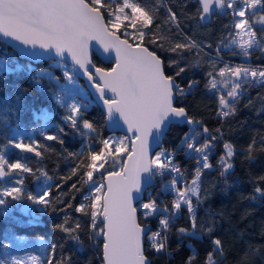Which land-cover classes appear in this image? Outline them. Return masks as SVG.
I'll return each mask as SVG.
<instances>
[{
    "label": "snow or ice",
    "instance_id": "1",
    "mask_svg": "<svg viewBox=\"0 0 264 264\" xmlns=\"http://www.w3.org/2000/svg\"><path fill=\"white\" fill-rule=\"evenodd\" d=\"M199 2L201 5L199 18L202 21L210 16L214 9L232 10L236 18L233 25L236 31L234 34L230 33L231 40L223 44V47L234 46L240 50L239 53L234 54L244 57L251 55L250 50L258 49L264 52V44L261 43L264 36L257 38L254 29V24L264 25V0H199ZM162 3L163 0H156V5L148 7L142 5L139 0H0V35L19 41L25 46L24 54L33 58L54 51L63 59L67 53L73 61V66L78 65L92 82L99 99L103 101L106 119L114 123L122 120L128 132L132 133L131 137L100 140L99 151H94L89 144L87 157L89 162L85 165L82 161L72 169V175L82 167L88 169L84 174L86 179L83 176L81 179L84 184L92 182L93 188L76 211L90 215L92 235L103 237L102 264H151L145 255L146 249L143 243V237L148 229L146 225L138 222L137 208L134 205L137 194L141 192L145 176L150 181L157 175L163 176L166 171L175 174L165 186L166 190L174 193L171 210L167 205L161 208L155 200L140 205L144 210L145 218L161 212L164 214L159 221V229L147 237L150 247L157 253L166 249L167 231L182 206L187 209L191 228H179L178 233L199 237L202 233L211 234L214 230V222L201 223L198 230L196 208L205 198L201 196L202 176L205 169L212 167L208 160V152L216 137L212 136L200 143L198 137L201 134L194 132L193 129L184 134L179 147H184L186 152L195 155L197 159V167L190 181L185 180L184 172L174 163V152L161 148L154 156L150 155L151 143L153 141L157 144L161 143L166 129L172 123L182 120L189 125L200 123L188 116L184 107H177L174 104L177 97L191 94V90L198 82L191 81L187 89L182 88L176 83L174 76L166 75L164 62L157 52L145 46L147 36L148 45L164 48L167 42L169 44L167 50L177 53L181 58L185 51L195 50L197 57L202 51L200 43L188 36H184L182 41L173 42L170 28L157 24L156 30L153 31L154 20L159 11L158 6ZM167 12L165 24L175 25L179 30L176 13L171 8H167ZM118 33L130 37L132 42L130 43L128 38L121 39ZM93 40L98 41L106 53L114 51L116 60L111 69L95 68V77L88 67L91 64L88 56L89 42ZM219 50L218 46V55ZM199 63L200 59L196 58L195 64ZM178 64V60L170 61V65ZM211 67L213 71L207 73L209 79L205 87L209 91L219 93L218 115L223 117H228L237 111L236 106L245 92L244 85L264 86V68L233 66L228 63L218 70L215 64ZM184 70L180 68L175 75L179 76ZM8 71L7 64L0 61V74ZM63 77L68 83L75 82L72 69L64 67ZM96 77L101 83L96 82ZM32 79L36 84H41L44 80L58 84L60 77L52 75L48 69H40ZM66 92L67 89L62 88L55 98L57 103L68 108L69 115L65 120L70 127L82 136L95 132L94 125L82 118L81 109L86 108V105L77 101L75 96H66ZM107 93H111L110 98ZM69 99L71 103L67 102ZM63 131L64 129L61 128L60 132ZM216 131L219 132V129ZM203 132L208 133L209 130L205 127ZM45 138L63 143L56 135ZM9 143H15L16 148L35 152L36 156H41V152L37 150L41 146L34 147L35 141L25 144L10 140ZM261 144L260 150L264 151V141H261ZM255 145V140L248 145L250 160L253 159ZM224 148L225 155L219 161L222 168L221 176L233 167L230 162L234 155L233 147L225 143ZM125 154L127 159L122 162L118 171H107L104 177L107 181L106 185L103 181L97 184L93 179L94 173L104 169L109 160L114 165L120 164V157ZM14 171L35 175L27 164L21 163L20 160L9 163L4 155L0 154V180L10 176ZM37 171L48 180L52 179L42 169ZM70 178L69 176L66 179ZM260 179L264 180V177ZM181 181H183L182 187L178 186ZM17 183L23 185V180L20 179ZM105 187L106 191H104ZM72 188L76 189V185L73 184ZM255 192L264 197V188L257 186ZM48 196L49 188H45L38 195L30 192L25 195L22 187H2L0 205H5L8 202L5 198L11 197L13 200L26 198L34 203L51 206L53 202L47 199ZM193 198L196 200L195 204ZM98 219L102 227H98ZM56 227L68 233L70 239L79 244L83 243L78 234L80 229L78 222L72 227L68 226L66 219L63 224ZM212 244V250L206 254L203 264H222L226 255L223 242L216 238ZM55 248L56 245H52L53 251ZM195 258L196 253L193 252L187 264H193ZM39 259V257L30 258L32 264H36ZM13 264H22V261L13 258ZM46 264H70V259L63 258L54 262L49 257ZM235 264H250L248 253H245Z\"/></svg>",
    "mask_w": 264,
    "mask_h": 264
},
{
    "label": "trees",
    "instance_id": "2",
    "mask_svg": "<svg viewBox=\"0 0 264 264\" xmlns=\"http://www.w3.org/2000/svg\"><path fill=\"white\" fill-rule=\"evenodd\" d=\"M142 5L151 7L156 0H139ZM159 11L154 20L155 25L170 28L173 42L182 41L184 36L191 37L201 45L202 51L197 57L195 50L185 51L183 58L177 53L168 51L169 44L164 48L148 45L145 37V46L156 51L165 66L166 75L175 77V81L182 88L187 89L191 81H197L191 94L177 97L175 106L184 107L193 120L199 124L183 125L171 124L162 140V148L174 152V159L179 166L190 169L188 181L191 180L194 168L195 155L187 153L184 147H179L184 134L192 127L194 132L200 133V143L209 139L210 135L218 136V140L208 152L210 169H205L202 176L201 196L205 197L196 208L198 230L201 223L214 222L211 234L202 233L199 237L178 233L179 228H191L187 209L182 206L179 214L171 222L167 231L166 249L157 253L149 248L148 239H145V255L151 264H187L189 256L196 253L193 264H203L206 254L212 250V241L219 238L225 248V258L222 264H235V262L248 253L250 264H264V197L255 192V188H264V151H261V141H264V86L244 85L245 92L237 104V111L228 116L218 115V95L209 91L205 85L209 77L207 73L230 65L251 66L264 65V52L251 50L249 60H239V55L233 50H224L223 44L234 34L235 17L232 12L225 11L223 15L215 13L209 23L199 21L200 5L197 0H163L158 6ZM167 8L176 13L179 30L172 24H165L168 17ZM131 31V29H129ZM119 35L125 37L121 33ZM128 38L132 42L130 37ZM220 47L219 55L217 48ZM200 59L198 65L195 59ZM3 60L9 71L0 74V154H3L9 163L20 160L33 169L35 175L14 171L10 176L0 180L2 187H22L25 195L32 193L38 195L45 188H49V196L53 203L51 206L34 203L26 198L13 200L5 198L8 202L0 205V260L2 248L15 237H41L47 241L46 261L51 257L53 261L69 258L70 264H102L101 246L102 237L92 235L91 216L77 212L76 208L84 202V197L92 191V182L84 184L81 177L88 170L80 168L75 175L72 169L82 161L86 165L89 161L88 147L91 144L94 151H99V141L108 138H124L120 133H108L105 129V115L98 105L89 96L82 97L86 108H82V118L90 121L96 131L82 136L72 129L65 120L67 112L55 100L57 86L55 82L44 80L36 84L32 77L40 69H48L52 75L60 77V68L52 65L54 60H42L36 63L28 62L17 57L16 53L0 40V61ZM178 60V65H170V61ZM93 63L101 68L109 69L111 62L104 63L93 53ZM180 68L185 70L176 76ZM76 78V77H75ZM77 79V78H76ZM79 83L81 80L77 79ZM84 86V85H83ZM207 128L208 133L203 129ZM63 128L64 131L60 132ZM219 129V132L216 130ZM49 135L59 136V140H47ZM23 142L25 144L36 142L41 156L35 152L24 153L15 147L7 148L9 141ZM256 141L253 159H248V145ZM225 143L233 147L234 155L231 158L232 169L221 176L220 158L225 155ZM83 153V155H79ZM72 154V155H70ZM42 169L52 177L48 180L37 170ZM7 170V169H6ZM111 163L99 173H94L93 179L98 183L107 171H114ZM70 179H66L67 177ZM23 180V185L17 181ZM169 182L168 176L156 179L147 192L144 201L167 198L170 193L166 190ZM76 185V189L72 185ZM59 185V187H57ZM50 186V187H49ZM182 187V186H181ZM78 189V190H77ZM255 197V198H253ZM193 203H196L193 198ZM28 205L29 212L22 211ZM137 206V204H136ZM137 208V207H136ZM137 208L139 223H148L150 234L157 230L161 219L160 213L153 217H142ZM68 220V226L74 227L78 222V234L82 244L70 239L69 234L58 229L56 225ZM98 227H102L99 219ZM52 245H56L55 251ZM251 249V251H249Z\"/></svg>",
    "mask_w": 264,
    "mask_h": 264
},
{
    "label": "water",
    "instance_id": "3",
    "mask_svg": "<svg viewBox=\"0 0 264 264\" xmlns=\"http://www.w3.org/2000/svg\"><path fill=\"white\" fill-rule=\"evenodd\" d=\"M197 1L199 2V0H197ZM199 5H200V2H199ZM200 9H201V5H200ZM214 12H217L218 14L223 15L225 13V9H223V10L214 9L213 13ZM212 14L210 16H208L203 21L200 20V18H199V21L202 24L209 23L210 20H211ZM121 39H125V37L121 36ZM0 40L6 46H8L9 48H11L16 53V55H17L18 58L24 59V60H26L28 62L36 63L38 61L52 59V60L64 62L67 65L71 66L72 69H73V72H74L75 77L77 79H79V80L82 81V83H83L86 91L88 92L89 96L91 97V99L94 101V103L96 105H98L100 107V109L104 113V115H105V129H106V131L108 133H120V134L124 135L125 137H131L132 136V133L128 132L127 126L123 123L122 120H120L119 123H114V122L108 121L106 119V109H105V107L103 105V101L99 99V95L96 92L95 88L92 86V82H90L88 80L87 75L84 74L83 70L80 69L78 65L75 66V67L73 66V61L71 60V57L67 53L65 54V57L63 59L61 57L57 56L54 51H52V52H46V53H44L43 56H41L39 58H33V57L29 56V55L24 54V51L23 50L25 49V46L22 45L19 41L13 40L10 37H3L2 35H0ZM41 51H43V50H41ZM93 53L102 62H104V63L111 62L112 65H111V67L109 69H111L115 65V63H116V60H115V52L114 51H112L110 53H106L104 51V49H103V46L98 41H95V40L90 41L89 42V48H88V56H89V59L91 60V64L88 67H89V71L93 73L94 77H95V68H101V67H98V66H96L93 63V61H92V55H93ZM93 65L95 67H93ZM105 70H108V69H105ZM96 82L97 83H101V81L99 80L98 77H96ZM107 96H108V98H110L111 97V93H107ZM185 123H186V121L182 120L181 122L172 123V124L183 125ZM167 129H166V131H167ZM164 136H165V134H164ZM162 140H163V138H162ZM161 147H162V141L159 144H157L155 141H153L151 143V146H150V155L153 156V154L158 149H160ZM130 148H131V145L129 143V150H130ZM126 159H127V155L124 156L123 161L126 160ZM118 170H114V171H118ZM106 175H107V172L104 173L103 176H102V181L105 183V185L107 183V181L104 179V177ZM153 182H154V179L153 178L149 181L146 176L144 177V180H143V183H142V187H141V192L139 194H137V199L134 200V205L135 206H136V204L138 202H140V201L143 200L146 191L152 186ZM104 191H106V187H105ZM137 219H138V212H137ZM99 221H100V219H99ZM138 222H139V220H138ZM141 225H146L147 226V229H148V231L146 233V235H147L148 232H149V224L148 223H143ZM146 235L143 237V243L145 242ZM102 246H103V237H102ZM102 246H101V260H102Z\"/></svg>",
    "mask_w": 264,
    "mask_h": 264
},
{
    "label": "rangeland",
    "instance_id": "4",
    "mask_svg": "<svg viewBox=\"0 0 264 264\" xmlns=\"http://www.w3.org/2000/svg\"><path fill=\"white\" fill-rule=\"evenodd\" d=\"M226 10L232 12L231 9H226ZM254 29L257 32V38H261L262 36H264V25L254 24ZM229 41H228V43H229ZM261 43L264 44V39L261 40ZM223 49L224 50H233L234 53H239V51H240L239 49H237L231 45L229 48L223 47ZM1 61L4 62L3 60H1ZM52 65L60 68V80H59L58 84L55 83L57 86L56 94L59 93L62 90V88H66L67 89V92L65 93L66 96L67 95L75 96L77 101H79L80 103L85 105V103L82 102V97L88 96L85 87L81 83H79L76 78H75L74 83H68L63 77L64 67H67L69 69H72V67L67 65L64 62H60V61H56V60H54V62H52ZM62 65H63V67H62ZM245 67H248V66H245ZM77 93H79V94H77ZM55 100H56V98H55ZM56 102H57V100H56ZM67 102L71 103L72 101L69 99ZM57 104L59 106H61L67 112V115H69V110L67 107L62 106L60 103H57ZM190 129H192V127ZM115 139H118V138H115ZM11 147H15V143H9L7 145V148H11ZM16 149L21 150L19 148H16ZM160 150L161 149H158L156 152H159ZM21 151L24 153H29L27 151H23V150H21ZM155 153L153 154V156L155 155ZM187 153H190V152H187ZM125 155L120 157V164H117V165H114L112 163V161L109 160V163H111L114 166L115 170H118L120 168V166H122V162H123ZM168 183H165V184L168 185ZM149 201L142 200V201L137 203L136 207L141 210L140 215L142 217H144V215H143L144 210L140 208V205L143 203H147ZM22 211H24L25 213L29 212L30 211L29 206L28 205L23 206ZM161 214L162 213H160V216H161ZM155 215L156 214H153L152 216H149V217H153ZM5 246H7V247H5ZM1 255H2V259L0 260V264H13V258H16L17 260L22 261V264H32V262L30 260L31 257H39L40 259L36 262V264H43V261L47 257V241L41 237H15L12 239V241L10 243H7L6 245H4V247L2 248Z\"/></svg>",
    "mask_w": 264,
    "mask_h": 264
},
{
    "label": "built area",
    "instance_id": "5",
    "mask_svg": "<svg viewBox=\"0 0 264 264\" xmlns=\"http://www.w3.org/2000/svg\"><path fill=\"white\" fill-rule=\"evenodd\" d=\"M251 68H264V65H255V66H250ZM213 135H210V137H209V139L212 137ZM215 137H216V139H215V141H213V144L218 140V136H216L215 135ZM169 151H172L173 152V150H170V149H168ZM173 160H174V163H176V161H175V159H174V156H173ZM209 160V159H208ZM177 164V163H176ZM178 165V164H177ZM179 166V165H178ZM180 168H181V170L184 172V174H185V180H188V175H189V172H190V169H188L187 167H185V166H179ZM197 167V159H195V161L193 162V166H192V168H196ZM173 175H175L174 173H170V172H165L164 173V175L163 176H168L169 177V182L171 181V179H172V176ZM163 176H160V175H157V176H155L156 177V179H162V177ZM178 186H183V181H181V183L180 184H178ZM170 193V195H168V197L167 198H164V199H159L158 201H159V206L162 208L163 206H165V205H167L168 206V208H169V210H171V205H172V200L174 199V193H172V192H169ZM162 213V212H161ZM164 214L162 213L161 214V218H162V216H163ZM159 229V226H158V228H157V230ZM156 230V231H157ZM155 232V231H154ZM149 235H150V233H149ZM149 248H151L150 247V245L148 244L147 245Z\"/></svg>",
    "mask_w": 264,
    "mask_h": 264
},
{
    "label": "flooded vegetation",
    "instance_id": "6",
    "mask_svg": "<svg viewBox=\"0 0 264 264\" xmlns=\"http://www.w3.org/2000/svg\"><path fill=\"white\" fill-rule=\"evenodd\" d=\"M198 3H199V2H198ZM225 11H227V10L225 9ZM215 13H217V12H214L213 14H215ZM213 14H212V15H213ZM211 17H212V16H211ZM238 57H239V60H241V61H242V60H249V58H250V57H244V56H242V55H239Z\"/></svg>",
    "mask_w": 264,
    "mask_h": 264
}]
</instances>
